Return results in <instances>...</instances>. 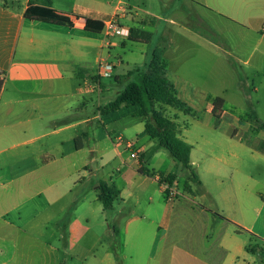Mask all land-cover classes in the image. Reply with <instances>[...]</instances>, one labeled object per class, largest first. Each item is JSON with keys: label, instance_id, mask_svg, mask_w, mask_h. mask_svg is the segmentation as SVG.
<instances>
[{"label": "crops", "instance_id": "crops-1", "mask_svg": "<svg viewBox=\"0 0 264 264\" xmlns=\"http://www.w3.org/2000/svg\"><path fill=\"white\" fill-rule=\"evenodd\" d=\"M46 1L0 0V80L3 83L0 94V189L8 193L5 196L7 202L0 198V264H10L20 247L13 230L26 232V226L21 227L20 223L9 219V211L17 210L34 196L44 197L42 214L57 210V214L50 215L45 221L46 227H52L48 242L51 249L48 250L57 258V264H152L157 261L158 264H226L229 260L231 264H256L259 252L250 246L255 238L261 243L258 249L264 248V239L247 230L252 242L240 252L232 239L233 235L239 234L236 224L221 209L198 206L200 214L211 219L215 227L222 223L223 230L224 223L231 225L224 234L220 232L210 241L206 237L199 241L198 237L171 235L174 209L159 183V174L177 176L175 185L179 186L180 164L147 133L146 141L152 143L149 149L137 141L139 160L130 157L127 161H136V170L127 175L112 173L107 178H98L96 170L90 169L92 160L94 162L98 156L97 146L102 136L98 135V130L106 132V140L115 137L108 129L110 122L104 120L109 114L102 115L100 111L105 106L103 98L114 85L120 86L119 95L127 85L123 86L120 77L146 66L148 54L144 57V65L140 66L128 61L126 51H130L132 44L151 45L154 34L151 42L146 44L129 38H107L104 31L95 33L85 29L87 18L101 22L116 18L129 28L147 32L143 30L144 25L138 23V19L147 17L140 15L132 0H50L52 8L67 16L72 25L25 16L31 2L45 6ZM158 1L162 6L172 0ZM184 4L203 11L204 20L220 17V23H227L228 26L221 29L227 30L226 35L206 23L224 47L221 41L216 43L204 33L190 28H183V31L192 33L196 41L214 55L222 53L224 59L227 56L237 75L238 91L245 101H249L248 113L241 117L236 113L237 106L229 105L234 111L230 110L221 98H212V103L196 107L192 102L202 104L206 96L214 97L212 92L203 87V82L183 80L176 74H173L174 78L167 65L168 82L186 106V110H177L193 121L192 125L185 123L181 127L176 117L171 118L176 123L178 137L193 147L192 172L199 180L190 182L192 192L187 195L195 199L212 197L213 187L206 184L208 180L223 187L222 192L231 197L253 192L249 188L244 191L242 184L244 180H254L251 171H255L257 161L264 162V0H184ZM166 37L168 43L174 42L171 35L166 33ZM164 48H160L161 53ZM226 48H234L235 56L230 55L232 51H225ZM103 64L110 69L103 71ZM204 65L210 67L208 63ZM208 70L206 68V73ZM97 75L102 78L97 80ZM188 87H192L191 93ZM253 100H257L256 104ZM135 111L130 112L132 117ZM141 119L145 127V119ZM198 125L202 127L201 135L195 140L193 130ZM73 153H85L78 177L69 173L67 166ZM87 153L92 160H88ZM118 155L122 157L119 149ZM162 157H169L174 169L164 171L159 167ZM8 163L18 167L19 173L14 177L3 175V166ZM141 167L155 176L141 173ZM56 168L61 174L55 178L50 175ZM70 177L74 178L72 183L66 184ZM204 178L208 180L204 181ZM19 181L21 190L18 193L8 190L12 183ZM39 181L44 182L45 187L33 190V185L37 186ZM101 181L119 191L118 199L107 211L99 198ZM187 181L186 172L183 186ZM59 182L62 190H53ZM260 194L254 208L258 219L264 216V193ZM97 210L102 211L98 236L92 227ZM2 228L8 229L9 233L2 234ZM203 245L211 248L203 253L199 248ZM208 253L217 257H211L210 261L206 257ZM261 263L264 264V260Z\"/></svg>", "mask_w": 264, "mask_h": 264}, {"label": "rangeland", "instance_id": "rangeland-1", "mask_svg": "<svg viewBox=\"0 0 264 264\" xmlns=\"http://www.w3.org/2000/svg\"><path fill=\"white\" fill-rule=\"evenodd\" d=\"M165 1L169 0H163V2ZM132 3L133 5L138 6V11L141 16L147 17L141 18L142 20L138 19V23L144 25L145 28L143 27V30L153 33L154 37L151 45L149 46L138 43L132 44L130 51H126L128 61L130 63H139L140 66H143L145 63L144 57H146L147 54L148 61H150L154 50L165 47L162 52V57L167 62L171 76L175 78L173 74H176L183 80L188 79L198 84H202L203 82V87L211 91L214 95V97L206 96L205 102L202 104H200L199 101L192 102L194 106H206V104L212 103V98H221L225 100V103L227 104L226 107H228V109H232L234 111V109L229 105L237 106L236 113L240 117L248 113L247 109H249V101H245L238 91L237 75L236 72L233 71L227 56L226 59H224L225 57L222 56V53L214 55L212 51H207V48L203 46L202 43L196 41V38L193 37L192 33L183 31V28H190V30L193 29L199 33H204L212 41L219 43L221 39L219 36L213 33V30L206 26V23L210 27H216V29L220 30L222 34H228L227 30L225 32L221 30L228 26L226 25V22L220 23L222 20L220 17H213L210 20H204V12L200 11V9H197L194 6L189 7L188 5H185L184 0H172L170 3L165 5L162 4V6L159 5L158 0H132ZM152 16L156 17L152 18ZM176 31L180 32L176 33ZM166 33L172 36L170 37L174 41L172 44L168 43ZM97 40L99 41L100 39L98 38ZM252 41L253 40L250 38L249 42L251 43ZM165 42L166 45H164ZM220 44L224 47L222 41ZM229 50L232 51L230 55L235 56L234 48L225 49V51ZM106 55L107 53L105 50L104 56ZM148 63H146V66H143L142 69H145ZM205 63H208L210 67L204 65ZM235 67L240 69L237 66ZM206 68H209V73H206ZM135 72L136 70H133L120 77V81L123 86L133 80ZM100 78H102L101 75H97L96 79L99 80ZM164 79L166 82H168L166 73H164ZM119 87V85H114V87L110 88L111 92H105L106 95L103 98V105H107L109 101H112L116 98L119 89H121ZM187 89L189 93L192 92V87H188ZM252 102L256 104L257 100H253ZM181 104L179 107L183 109L185 106ZM157 108L162 110L163 113L170 118L176 117L181 127H183L185 123L187 126L192 125L193 123L189 117H186V115L177 110L176 107L173 108L169 105H158ZM133 110H137V107H124V109H121V111L118 113H111L104 117L105 121L110 122L108 129L111 130V134H115V137L113 140H108V138L106 140L104 139L106 132L103 130H98V135H102L97 146L98 156L94 158L95 160L93 162V157H90V154L88 153L86 155V157H90L88 160H92L90 169L96 170L98 173V178H107L108 176L112 175V173H115L118 176L121 173L122 175H127L130 173V171L132 172L137 169L136 161L127 163L130 158L131 151L126 149L124 143L118 142L119 136H121L119 138H121L123 141L135 142L136 146L137 141L139 144H144L146 149H149L151 146L152 143H149L148 140L146 141L147 135L142 119L134 118L130 115V112ZM195 128L196 129L193 130V139L196 140L201 135L202 127L198 125V127ZM117 148L122 152V157L118 155ZM164 150L166 154H169L166 149ZM83 158H85V153H73L70 155V161L67 166L70 170L69 173H72L75 177H78V171H80L81 165L84 162ZM142 159L143 158L141 157L140 162ZM148 161L150 160L148 159ZM158 166L162 167L164 171H167V169H174L173 163L169 157H162L161 162L158 163ZM146 167H149V164H147ZM250 167L252 168L253 165ZM3 168H5L3 175L6 178L11 176L14 177L19 173L18 167L13 164L8 163L6 166H3ZM79 173H82V171ZM251 173L254 180H244V182H241H243L242 189L244 191L248 190L247 188H249L252 189L253 192L246 191L240 196L231 197L222 192L221 189L223 187L221 188L214 182L204 178V181L208 180L206 184L213 187L211 190L213 192V196H205L195 199L194 197H189V195H187V192L189 191L186 188V185L183 186V182L186 179V172H183L180 166V172H178L180 185L173 186L177 192V196L173 201H168L174 209L171 235L177 237L186 236L189 238L198 237L199 241L206 237L210 241L212 237L218 236L220 232L221 234H224L227 229L231 227V225L227 223H224L223 230L221 229L222 223L215 227L211 219H209L204 214H200V209H198V206L203 205L213 210L221 209L224 211L225 215L229 216V219H231V221L236 224L235 226L237 229L238 226L243 227L249 232L264 239V216L261 219H258L254 212V208L257 206L258 201L261 198L260 193H264V162L257 161L256 169L255 171H251ZM60 174L61 171L56 168L51 172L50 176L54 175L56 178ZM189 176L190 173H188V181ZM73 179L74 178L70 177L66 184H71ZM36 185L37 186L33 185V190H35V188L45 187V183L40 181ZM120 185H123L122 182H120ZM52 189L55 191L62 190V184L59 182L58 184L54 185ZM8 190L17 191L18 193L21 190L20 181L16 182L15 184L12 183ZM7 194L8 193L6 191L0 189L1 200L7 202L5 198ZM43 209L44 197L39 198L34 196L32 200L24 202L17 210L9 211V219L12 222L20 223L21 227L26 226L24 227L26 232L13 230V234L18 240L20 247L17 253L13 256L15 258L14 260H11L10 264H57V258L54 256L53 252L48 250L50 248L48 242L51 240L52 227H46L45 222L50 215L57 214V210L54 213L42 214ZM101 212H99V210L96 211L95 222L92 224V227L95 228L94 232L97 236L101 233ZM3 233L8 234L9 230L2 228V234ZM232 239L234 241L235 247L239 249L240 252L244 250L245 246L250 245L252 242L251 235L247 232H243V234L240 235H233ZM259 246H261L260 241L254 238L250 247L260 252L258 257H256V264H262L261 261L264 260V252L261 249H258ZM199 248L200 251L202 249L201 252L204 253L210 249L211 246L203 245L199 246ZM206 257L211 261V257H217V255L208 253ZM250 262H252V260H250ZM158 263L159 262L157 261V263L153 262L152 264ZM231 263L232 262L229 260L226 264Z\"/></svg>", "mask_w": 264, "mask_h": 264}, {"label": "trees", "instance_id": "trees-1", "mask_svg": "<svg viewBox=\"0 0 264 264\" xmlns=\"http://www.w3.org/2000/svg\"><path fill=\"white\" fill-rule=\"evenodd\" d=\"M46 3L47 5L45 6H38L31 2L25 12V16L30 19L72 25L67 16L58 13L52 8L50 0H47ZM104 28V22L90 18L86 19L85 29L87 31L101 33L104 31ZM129 39L149 44L152 40V33L131 28ZM166 67L167 63L163 59L160 49L154 50L147 67L145 69H137L133 80L127 83L123 91L114 100L101 107L100 111L102 115H107L120 110L123 106L137 107L133 116L145 119V131L150 138L157 140L161 147L170 152L183 171L190 173L189 181L185 185L188 191L192 192L190 182H198L199 180L198 176L192 172L191 152L193 147L178 137L176 123L166 116L162 110L157 108L158 105H169L180 109L181 102L178 99L175 88L164 79ZM2 86L3 83L0 80V94ZM185 108L186 106L182 110ZM139 170L143 174L155 176V173L142 167ZM159 175L160 185L168 183L170 187H173L177 182V176L175 175ZM118 196L119 191L116 188L109 186L104 181L99 183V198L102 201L104 210L112 209ZM215 215L229 221L220 214L215 213ZM244 231L248 232L246 229L238 226L237 233L241 234ZM261 250L264 252V248H261ZM251 251L255 252V250Z\"/></svg>", "mask_w": 264, "mask_h": 264}, {"label": "built area", "instance_id": "built-area-1", "mask_svg": "<svg viewBox=\"0 0 264 264\" xmlns=\"http://www.w3.org/2000/svg\"><path fill=\"white\" fill-rule=\"evenodd\" d=\"M104 24H105L104 32L107 38L112 36L129 38L131 35V28L120 24L116 18H111L105 21ZM101 69L103 71H107L110 69V66H108L107 64H103ZM118 142L122 143L123 140L120 138ZM123 143L125 144L126 149L131 151V156H130L131 159L139 160V153L136 150L137 149L136 143L129 141H124ZM162 186L164 187V190L166 192L167 201H173L177 196L176 190L173 187H170L168 183H164L162 184Z\"/></svg>", "mask_w": 264, "mask_h": 264}]
</instances>
